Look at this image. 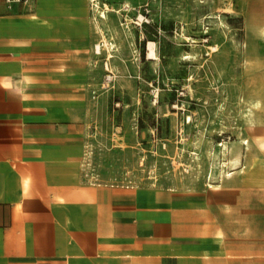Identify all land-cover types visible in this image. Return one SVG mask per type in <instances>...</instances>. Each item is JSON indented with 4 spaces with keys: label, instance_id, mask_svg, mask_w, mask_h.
I'll list each match as a JSON object with an SVG mask.
<instances>
[{
    "label": "rangeland",
    "instance_id": "374dc122",
    "mask_svg": "<svg viewBox=\"0 0 264 264\" xmlns=\"http://www.w3.org/2000/svg\"><path fill=\"white\" fill-rule=\"evenodd\" d=\"M98 2L78 107L88 176L220 199L238 211L222 253L264 264V0Z\"/></svg>",
    "mask_w": 264,
    "mask_h": 264
},
{
    "label": "crops",
    "instance_id": "0c3cea01",
    "mask_svg": "<svg viewBox=\"0 0 264 264\" xmlns=\"http://www.w3.org/2000/svg\"><path fill=\"white\" fill-rule=\"evenodd\" d=\"M89 1L0 0V264L245 262L220 199L88 176Z\"/></svg>",
    "mask_w": 264,
    "mask_h": 264
},
{
    "label": "built area",
    "instance_id": "2783aa9c",
    "mask_svg": "<svg viewBox=\"0 0 264 264\" xmlns=\"http://www.w3.org/2000/svg\"><path fill=\"white\" fill-rule=\"evenodd\" d=\"M91 4L94 8V6L98 7V0H90ZM30 0H4V3L8 8H12L16 4H28Z\"/></svg>",
    "mask_w": 264,
    "mask_h": 264
},
{
    "label": "bare ground",
    "instance_id": "6f19581e",
    "mask_svg": "<svg viewBox=\"0 0 264 264\" xmlns=\"http://www.w3.org/2000/svg\"><path fill=\"white\" fill-rule=\"evenodd\" d=\"M105 42L107 43V40H105ZM101 44H97L96 45V52L97 53H100L101 52ZM112 56V55H111ZM148 57L149 59H155L157 57V53L155 51V46H154V43L151 42L150 43V49H149V54H148ZM106 68L109 70L110 69V66H109V63L107 62L106 64Z\"/></svg>",
    "mask_w": 264,
    "mask_h": 264
}]
</instances>
